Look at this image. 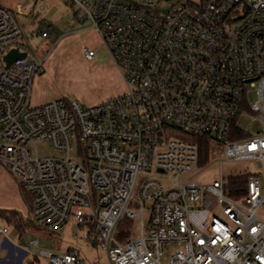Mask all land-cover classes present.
Instances as JSON below:
<instances>
[{
	"label": "built area",
	"instance_id": "obj_1",
	"mask_svg": "<svg viewBox=\"0 0 264 264\" xmlns=\"http://www.w3.org/2000/svg\"><path fill=\"white\" fill-rule=\"evenodd\" d=\"M69 1L102 37L127 89L93 106L33 105L45 60L22 42L12 12L30 13L35 0H0V166L30 196L34 222L56 233L74 217L83 232L74 238L100 247L109 264H162L165 255L169 264H264L262 181L248 177L236 198L230 181L202 185L193 173L203 137L221 162L264 163V0ZM14 49L26 56L8 65ZM244 112L258 131L238 126ZM42 143L60 156L40 157ZM73 150L92 161L90 172ZM123 216L137 228L115 239ZM23 244L47 264H86L73 247Z\"/></svg>",
	"mask_w": 264,
	"mask_h": 264
},
{
	"label": "rangeland",
	"instance_id": "obj_2",
	"mask_svg": "<svg viewBox=\"0 0 264 264\" xmlns=\"http://www.w3.org/2000/svg\"><path fill=\"white\" fill-rule=\"evenodd\" d=\"M162 11L169 10L166 5ZM23 30L22 42L37 60H45V73L38 74L34 80L31 102L41 105L58 99L67 104L78 101L84 106H93L109 100L126 91L127 86L119 67L112 58L107 46L99 33L92 28L89 21H79L76 8L69 0H35L28 14L12 12ZM50 25V36L42 38L45 25ZM94 50L95 59L89 61L85 50ZM255 99L253 92L249 93V102ZM251 118L248 112L242 113L238 126L246 133H253L259 128H251ZM186 137L185 134L181 135ZM40 157L60 156L46 143L38 145ZM221 153V152H220ZM72 155L79 161L88 162V157L78 155L77 150ZM219 152H212L208 165L195 169L194 180L199 184H212L223 178L231 181L237 177H257L262 181L264 190V163L259 160H219ZM93 163L89 161L87 170L90 172ZM163 183H169L168 175H157ZM20 180L5 167L0 166V209H13L22 213L27 221L32 222L29 230L21 238L14 233V227L0 218V228L9 232L0 235V264H47L43 259H37L26 244L25 240L39 241V249L43 251L65 252L73 247L78 249L86 264H109L106 253L98 246L85 241H77L75 234H83L79 230L74 217L59 232L49 233L38 228L31 216V207L23 194ZM129 208L136 210L135 204ZM148 214V210H146ZM127 217L123 216L114 238L120 237V232L135 230L138 219L134 224L127 225ZM33 228V229H32ZM27 230V229H26ZM20 238V239H19ZM18 243L21 249L9 245L7 241ZM18 245V244H17ZM38 249V250H39ZM162 264H169L165 255Z\"/></svg>",
	"mask_w": 264,
	"mask_h": 264
},
{
	"label": "trees",
	"instance_id": "obj_3",
	"mask_svg": "<svg viewBox=\"0 0 264 264\" xmlns=\"http://www.w3.org/2000/svg\"><path fill=\"white\" fill-rule=\"evenodd\" d=\"M244 138V135L242 133H239L237 135V138L235 139H242ZM199 144H200V161L199 166H206L210 162V158L212 155V144L210 139L203 137V138H197ZM248 188V177H237L230 181L229 185V194L233 197L239 198L242 195L246 194ZM25 195L26 200H28V203L31 204V198L28 194L25 193V191H22ZM0 218L5 220L9 225L14 227V231L18 234H20L21 238L23 237L24 233L29 230L30 224L32 222L27 221L18 211L16 210H1L0 209ZM127 225L134 224V220L127 219ZM38 228L42 229L38 226ZM27 229V230H26ZM33 229V228H32ZM48 232V231H47ZM53 233V232H49ZM120 239L127 240L132 236V230H127L120 232Z\"/></svg>",
	"mask_w": 264,
	"mask_h": 264
},
{
	"label": "water",
	"instance_id": "obj_4",
	"mask_svg": "<svg viewBox=\"0 0 264 264\" xmlns=\"http://www.w3.org/2000/svg\"><path fill=\"white\" fill-rule=\"evenodd\" d=\"M25 56V53H20L17 49H14L10 51L8 55H6L5 60L8 65H11L16 59L24 58Z\"/></svg>",
	"mask_w": 264,
	"mask_h": 264
},
{
	"label": "crops",
	"instance_id": "obj_5",
	"mask_svg": "<svg viewBox=\"0 0 264 264\" xmlns=\"http://www.w3.org/2000/svg\"><path fill=\"white\" fill-rule=\"evenodd\" d=\"M30 207H31V205H30ZM6 210H8V209H6ZM9 210H13V209H9ZM17 211V210H16ZM19 212V211H18ZM21 215H22V213L21 212H19ZM23 216V215H22ZM24 217V216H23ZM25 218V217H24ZM9 232V231H8ZM15 234H16V238H17V235H18V233H16V232H14ZM20 239V238H19ZM18 239V242L20 241ZM5 241H7L8 242V244L9 245H12L13 247H15V248H17L18 250L19 249H21V247L19 246L20 244L18 243V242H16V243H13V242H10L8 239H4ZM18 244V245H17Z\"/></svg>",
	"mask_w": 264,
	"mask_h": 264
}]
</instances>
